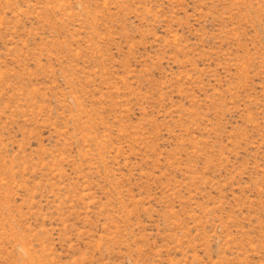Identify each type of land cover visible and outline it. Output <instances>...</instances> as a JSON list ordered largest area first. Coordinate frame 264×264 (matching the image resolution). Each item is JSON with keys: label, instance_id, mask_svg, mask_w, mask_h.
I'll use <instances>...</instances> for the list:
<instances>
[{"label": "rangeland", "instance_id": "rangeland-1", "mask_svg": "<svg viewBox=\"0 0 264 264\" xmlns=\"http://www.w3.org/2000/svg\"><path fill=\"white\" fill-rule=\"evenodd\" d=\"M0 264H264V0H0Z\"/></svg>", "mask_w": 264, "mask_h": 264}]
</instances>
